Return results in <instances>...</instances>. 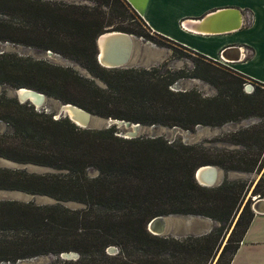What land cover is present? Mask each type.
Masks as SVG:
<instances>
[{
    "label": "trees",
    "instance_id": "16d2710c",
    "mask_svg": "<svg viewBox=\"0 0 264 264\" xmlns=\"http://www.w3.org/2000/svg\"><path fill=\"white\" fill-rule=\"evenodd\" d=\"M0 0V39L50 49L78 62L104 85L69 65L0 52V83L26 86L74 103L99 116L145 125L218 126L251 115L264 116V83L153 31L128 0ZM29 35L19 39L17 24ZM9 19V20H8ZM171 43L192 52V67H107L97 59V36L116 29ZM198 77L216 88L173 89L180 78ZM246 81L253 89L246 91ZM0 156L55 170L34 172L0 166V189L53 197V203L0 199V261L76 251L73 258L43 264H230L254 210L264 198V123L226 131L211 143H188L163 134L124 137L114 124L81 127L68 116L37 109L0 93ZM241 147L230 148L212 142ZM201 164L224 170L261 171L252 179L224 178L212 186L194 177ZM95 175H88V168ZM252 187V188H251ZM76 201L71 208L63 201ZM192 214L216 221L208 232L176 237L148 228L157 215ZM113 245L116 250L108 252Z\"/></svg>",
    "mask_w": 264,
    "mask_h": 264
},
{
    "label": "rangeland",
    "instance_id": "374dc122",
    "mask_svg": "<svg viewBox=\"0 0 264 264\" xmlns=\"http://www.w3.org/2000/svg\"><path fill=\"white\" fill-rule=\"evenodd\" d=\"M67 1H81V2L90 3L89 0H67ZM6 17L7 16L5 14L0 13V18H6ZM11 23L12 25L17 24L15 25L19 29V32H15L17 38L23 39L25 38V35H29L26 28L20 25L21 20L18 17L11 18ZM141 28H143L144 31L149 33V36L136 35L132 33L134 35L133 37L134 53L136 55L134 56L136 58L134 60L132 59L129 60L126 66L150 67L152 65L163 64L164 67H170V68L192 67L193 58L197 57L196 54L187 51L180 55L179 53H177L178 50L175 49V47L171 43L165 40H163L162 43H159L157 42L158 38L156 36L150 37L151 35L150 30L148 31L145 27H141ZM47 50L48 49H44L33 44H27L22 41L14 42L10 40L0 39V52L1 51L14 52L18 55L28 56L34 59H45L52 63L69 65L73 67L75 70H77V72H79L80 74L94 78L96 83H98L99 85H104V83L99 78L93 77L89 73V71L83 66H81L78 62L66 58L60 54L58 55L54 54L56 52L48 53ZM176 86L178 88H184V89L195 87L204 95H210L216 92V88L212 84L198 77L180 78L171 85V88H174ZM12 88L14 87H12L11 85L0 83V93H5L8 96H13L12 94L9 93V91ZM61 103H62L61 100L44 93L43 102L41 101L39 103L40 105L39 104L36 105L33 103L32 104L37 109H43L45 111L52 112L54 113V115H56L59 111V107ZM90 113L92 115L93 121L95 122V124H93V127H97V128L107 127L108 124L107 120L109 117L113 119H118L112 116L104 117L94 114L92 112ZM253 123H264V116L251 115L240 121H236V122L229 121L218 126L197 125L194 128V130L184 129L180 127L173 128L165 125H145L140 123V125L137 128L136 135L163 134L169 139H178L188 143L203 142L208 144L211 143L210 139L216 136L223 135L226 131L236 129L239 126H246ZM112 124H114L115 127L117 128L116 131L117 134L120 135L125 133V131L130 128L129 125L126 126L124 123L117 124L115 122V123H110L109 125ZM11 129H12L11 126L6 121L0 119V131H4V130L10 131ZM212 143L217 144L219 146H228L230 148L241 147L240 145L227 143L223 141H215ZM0 166L12 167V168H25L29 171H34V172H46V171L55 170L51 167L41 166L33 163L17 162L1 156H0ZM96 173L97 170L95 168L90 167L87 169L88 175L92 176L95 175ZM224 178H228V179L244 178V179H249V180L252 179L253 181H256L258 178V174L255 172H245L239 170H224L219 167V179L222 181ZM248 195H251L250 196L251 203L254 197H257L256 195L251 194V190L247 193V196ZM0 199H16L21 201H33L38 204L53 203L56 201L53 197L48 195L33 194L18 190H7V189H0ZM62 203L71 208L80 206V203L72 200L63 201ZM202 227H204V222L198 216H194V215L170 216L169 220L167 221L165 234H171L176 237L185 236L187 234H199ZM1 234H10V233L4 231V232H0V235ZM252 254L264 255V245L256 247V249L253 251ZM79 255L80 254L78 253V256ZM58 257L64 258V255H61V253L59 254L44 253L39 255L21 257L16 259V261L13 263L8 260H2L0 261V264H43V263H48Z\"/></svg>",
    "mask_w": 264,
    "mask_h": 264
},
{
    "label": "crops",
    "instance_id": "0c3cea01",
    "mask_svg": "<svg viewBox=\"0 0 264 264\" xmlns=\"http://www.w3.org/2000/svg\"><path fill=\"white\" fill-rule=\"evenodd\" d=\"M128 1L153 31L213 59L229 49L227 53L237 58L228 65L264 83V0ZM245 11L249 12L250 18L245 16ZM237 20L240 25L236 28L211 31L231 28V23ZM203 27L208 30H202ZM134 55L133 41L127 63L136 58ZM194 216L204 222L199 234L217 224L210 217ZM261 245H264V211L254 210L230 264H264V255L252 254Z\"/></svg>",
    "mask_w": 264,
    "mask_h": 264
},
{
    "label": "water",
    "instance_id": "95a60500",
    "mask_svg": "<svg viewBox=\"0 0 264 264\" xmlns=\"http://www.w3.org/2000/svg\"><path fill=\"white\" fill-rule=\"evenodd\" d=\"M215 14V13H213ZM233 26L231 28L223 27L220 29H212L211 31L218 30H229L236 28L240 25L239 20L231 23ZM201 26V25H200ZM202 30H208L204 27ZM133 37L134 35L129 32L116 30V29H107L101 32L97 38V59L98 61L107 67H118V66H126L127 59L132 51L133 47ZM231 48V47H230ZM229 50V49H227ZM227 50L222 51V56L225 57L228 61H232L237 58L232 57L227 53ZM48 53H54L52 50L48 49ZM58 55V53H54ZM173 89H184L178 88L177 86ZM10 94L15 96L20 102L29 101L33 104L38 105L42 99L44 98V93L33 89L31 87L19 86L16 88H12L9 91ZM36 96L40 97L39 101L34 102L30 97ZM59 116H68L75 124L81 127H93L95 122L92 119V115L86 109L71 103V102H62L59 111L54 117ZM124 123L126 126L129 125V129L122 134L124 137H134L137 136V128L140 125L139 122H130L124 119H113L111 117L107 120V126L110 123ZM177 126H173L176 128ZM258 177L261 174V171L257 173ZM195 179L202 185L212 186L221 182L219 179V167L214 164H201L194 171ZM251 207L255 211H264V198L263 197H254L251 203ZM180 214H167V215H157L149 220L147 224V228L154 234H165L166 233V225L170 216H179ZM183 216H193L192 214H186ZM108 252H113L116 250V247L113 245H109L107 247ZM61 255H64V258H76L78 257V253L76 251H63Z\"/></svg>",
    "mask_w": 264,
    "mask_h": 264
},
{
    "label": "built area",
    "instance_id": "2783aa9c",
    "mask_svg": "<svg viewBox=\"0 0 264 264\" xmlns=\"http://www.w3.org/2000/svg\"><path fill=\"white\" fill-rule=\"evenodd\" d=\"M248 15L250 18V14L248 11H245V16ZM217 61L228 65L230 61H228L225 57L222 56V52L220 53L219 57L215 58ZM244 88L246 91H251L253 89V84L251 81H246L244 84Z\"/></svg>",
    "mask_w": 264,
    "mask_h": 264
},
{
    "label": "bare ground",
    "instance_id": "6f19581e",
    "mask_svg": "<svg viewBox=\"0 0 264 264\" xmlns=\"http://www.w3.org/2000/svg\"><path fill=\"white\" fill-rule=\"evenodd\" d=\"M34 102H37L39 101L40 97H36V96H31L30 97ZM42 102H43V99H42ZM40 105V104H39ZM97 123V122H96Z\"/></svg>",
    "mask_w": 264,
    "mask_h": 264
}]
</instances>
